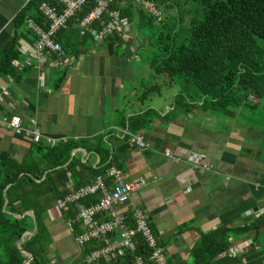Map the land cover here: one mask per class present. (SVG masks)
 <instances>
[{
	"label": "crops",
	"instance_id": "0c3cea01",
	"mask_svg": "<svg viewBox=\"0 0 264 264\" xmlns=\"http://www.w3.org/2000/svg\"><path fill=\"white\" fill-rule=\"evenodd\" d=\"M29 2L0 0V54L13 38L20 52L12 61L16 73L0 72V95L3 89L8 93L0 100V115L20 114L24 128L16 133L0 127V164L11 158L23 161L31 151L36 143L31 119L41 131V142L47 144V138L58 143L102 135L111 151L128 146L120 154L124 177L142 176L146 181L119 209L143 212L169 264H194L193 248L201 237L221 230L228 242L217 255L227 256L222 264H264V227L259 236H254L255 230H244L257 222L251 211L264 206V141L259 139L263 127L253 121L251 113L227 118L205 110L202 101L192 97L189 108L178 107L176 95L181 89L177 83L166 84L168 91H162L157 83L134 82L133 58L138 57L129 35L118 43L94 40L78 56L66 52L68 64L47 53L45 60L31 58V65H25L26 52L34 51L35 34L25 22L21 29L16 17ZM57 72L61 74L54 78ZM150 90L156 93L147 96ZM138 118L143 126L134 130L132 124ZM125 130L142 134L150 147L134 145ZM166 148L181 159L164 155ZM193 154L211 169L194 167ZM72 158L91 167H97L100 159L84 147L73 149ZM67 175L60 189L74 188L73 177L70 172ZM70 212L58 210L55 204L45 212L41 228L48 239L50 264H89L86 248L77 243L75 229L67 225ZM24 214L35 220L33 210ZM33 233H27V238ZM112 264L128 263L123 259Z\"/></svg>",
	"mask_w": 264,
	"mask_h": 264
},
{
	"label": "trees",
	"instance_id": "16d2710c",
	"mask_svg": "<svg viewBox=\"0 0 264 264\" xmlns=\"http://www.w3.org/2000/svg\"><path fill=\"white\" fill-rule=\"evenodd\" d=\"M43 1L56 5L59 10L62 8L58 0H30L17 15V25H22L29 17L43 23L44 18L39 9ZM150 1L162 10L161 17L152 16L135 0H113L109 8L119 10L121 16L127 17L138 31L144 26L154 30L152 35L155 43H150L148 64L155 74L166 75L167 83H179L182 86L176 95L178 107L185 105L189 108L192 97L202 101L201 106L205 110L227 118L242 112H250L251 116L257 114L255 110L264 97V0ZM95 4V0H87L69 21L68 27L58 32V40L68 54L78 56L94 41L92 32L80 34L79 23ZM106 20L107 15H104L94 22L93 28L102 27ZM123 36L125 34L114 33L108 42L118 43ZM142 46L145 45L140 43L135 48L139 50ZM137 52L135 54L139 57ZM19 54L15 38L4 45L0 54V72L3 75L16 73L12 61ZM142 126L138 118L132 124V129ZM76 147H84L87 152L99 155L98 166H88L78 158L70 160V153ZM127 148L124 145L111 151L104 146L103 136L97 135L89 140L68 139L55 145L34 143L23 161L11 158L2 162L0 264H22L28 258L23 250L32 253L33 259L28 264H50L47 257L48 239L44 237L41 227L47 209L70 191L67 187L60 189L59 184L64 186L67 182V172L75 181L74 188L91 183L99 175L106 176L112 183L109 169H123L120 154ZM83 172H87V175H82ZM55 174L58 176L56 179ZM97 201L98 197L91 195L80 200V203L90 205ZM77 208L76 204L69 205L71 214L66 219L73 217ZM28 210L34 211L35 223L32 217L24 214ZM123 215L129 227L136 226L133 210L125 211ZM107 218L105 214H97V222ZM256 221L244 230H255L254 236H259L264 227V213L258 215ZM35 227L36 231L27 238V233L33 232ZM74 229L75 234L83 230L78 224ZM24 237L19 248L16 242ZM114 237H117V231L107 233L101 240H93L85 246L86 253ZM133 239L136 244L134 252L128 251L122 256L111 255V258H102L98 264H112L123 259L128 264H134L135 255L142 256L146 264H156L152 259L153 248L143 235L137 232ZM226 239L224 230L219 234L202 236L193 248L194 264H222L225 259L227 262V256L217 257L220 251L228 247ZM157 244L162 247L158 238Z\"/></svg>",
	"mask_w": 264,
	"mask_h": 264
},
{
	"label": "built area",
	"instance_id": "2783aa9c",
	"mask_svg": "<svg viewBox=\"0 0 264 264\" xmlns=\"http://www.w3.org/2000/svg\"><path fill=\"white\" fill-rule=\"evenodd\" d=\"M86 1L58 0L62 7L61 10L47 1H43L40 4L39 9L44 18L43 23L36 21L32 17L27 18L25 21L27 27L35 34L34 51H25L27 55L25 65H31V58H37L40 61L45 60V54L47 53L56 54L58 57L64 58V62L68 64V60L65 59L67 54L58 40L57 34L60 30L68 27L69 21L76 16L80 7ZM95 1V6L79 23L80 34L85 35L88 32H92L94 40L97 42L108 40L114 33L127 35L130 31L131 22L127 17L121 16L119 10L109 8L113 0ZM135 2L154 17H161L163 14L162 10L150 0H135ZM104 15H107V20L102 27L93 28L94 22L102 19ZM40 84H44L43 78H40ZM7 94V90L3 89L0 100H3ZM30 121L34 124L33 139L36 143H39L43 140L41 131L36 125L35 119ZM0 127H6L16 133L24 131L23 120L18 113H13L10 116L0 115ZM124 133L129 134L130 142L139 148L150 147V143L146 141L142 134L129 133L128 130H125ZM46 141L50 145L57 143V140L52 138H47ZM164 155L176 161L181 159V157L175 156L168 148L164 150ZM190 162L194 167L200 166L207 170L211 169L208 164L202 163L196 154L190 157ZM109 174L113 177L112 185L108 184L104 177L99 175L91 183L70 189L63 197L58 198L55 203L56 208L61 211L69 209L71 204L77 205L76 214L67 218L66 222L72 230H74L76 224L83 227V230L75 236L77 243L82 247H85L93 240H101L109 232L117 231V238L91 249L85 254V260L89 264H97L102 258H108L113 254L124 255L128 251L134 252L136 244L133 236L140 232L149 246L153 248L152 259L156 264H167L163 247L157 244V237L143 212L139 209L133 210L136 226L129 227L125 222L123 212L119 209L120 205L125 204L129 200L132 192L142 188L146 182L145 179L140 176L137 179L127 180L122 170L116 167H111ZM91 195H96L98 201L90 205L80 203V200ZM99 213L105 214L108 218L97 222V214ZM263 213L264 206H261L257 211H251V214L256 216ZM134 264H146V262L142 256L135 255Z\"/></svg>",
	"mask_w": 264,
	"mask_h": 264
},
{
	"label": "rangeland",
	"instance_id": "374dc122",
	"mask_svg": "<svg viewBox=\"0 0 264 264\" xmlns=\"http://www.w3.org/2000/svg\"><path fill=\"white\" fill-rule=\"evenodd\" d=\"M20 28L23 29V25H20ZM153 32L154 30L150 29L147 26L141 27L138 31L133 23L130 24V31L128 34L132 38L133 45L135 46L140 43H143L145 45L140 47L139 50L138 48H135L138 51L137 53L139 57L137 56L138 58H133V65L136 72V79L134 82H149V84L157 83L158 85L163 86L162 91H168V87L165 86L166 84H168L167 76L162 74H155L154 70L148 64L149 58L147 57V53L150 52V43H155L153 39L154 37L152 35ZM60 74V72H57L53 75V77L56 78ZM176 88L181 89L182 86L180 84H177ZM154 93L156 92L150 90L147 96H149L150 94L154 95ZM258 106L259 107L255 110L257 114L255 113V116L253 115V121L263 127V129H261V131H263V135L260 134L259 139L261 141H264V97L260 99Z\"/></svg>",
	"mask_w": 264,
	"mask_h": 264
},
{
	"label": "water",
	"instance_id": "95a60500",
	"mask_svg": "<svg viewBox=\"0 0 264 264\" xmlns=\"http://www.w3.org/2000/svg\"><path fill=\"white\" fill-rule=\"evenodd\" d=\"M6 205V204H5ZM5 208V206H4ZM34 223H35V220H34ZM36 230V227L34 228L33 232ZM31 232V233H33ZM24 238H21L19 239L16 243H17V246L19 245V243L23 240ZM19 247V246H18ZM23 252H25L27 255H28V258L22 263V264H26L28 261L32 260L33 259V256H32V253L29 252V251H25L23 250Z\"/></svg>",
	"mask_w": 264,
	"mask_h": 264
}]
</instances>
